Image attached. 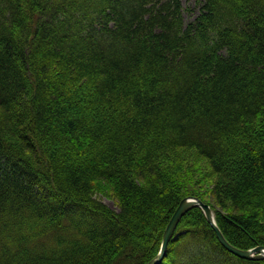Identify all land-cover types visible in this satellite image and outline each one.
<instances>
[{"label": "trees", "instance_id": "16d2710c", "mask_svg": "<svg viewBox=\"0 0 264 264\" xmlns=\"http://www.w3.org/2000/svg\"><path fill=\"white\" fill-rule=\"evenodd\" d=\"M194 1L0 0V264L147 263L182 198L215 210L181 149L225 238L264 245V0ZM159 264L264 259L192 207Z\"/></svg>", "mask_w": 264, "mask_h": 264}, {"label": "rangeland", "instance_id": "374dc122", "mask_svg": "<svg viewBox=\"0 0 264 264\" xmlns=\"http://www.w3.org/2000/svg\"><path fill=\"white\" fill-rule=\"evenodd\" d=\"M182 8L183 18L185 21L192 20L199 12V8L194 0H182ZM174 156H177V158L175 159ZM168 159H170V156L168 157ZM168 161L171 164L173 162L172 167L174 168L171 167L173 170L178 168L177 171L179 170V180L181 182L185 181L187 183H190V189H188L187 191H183V194L191 192L200 193L203 195V197L206 196L204 198L208 200L212 204V206H215V210H221L219 205L214 203L215 201L213 197L209 195L211 193L208 192L211 188V185L208 184L209 181L207 180L208 176L206 174V171L208 172V170L206 169V167H208V161L206 159L197 157L194 151H185L181 149V151L178 150L176 153L172 154L171 160ZM109 187V185H104L102 189L103 192H98L99 194H97V196L107 206L114 210H118L117 199L112 196L113 194L111 191H109ZM215 210H213V213L215 212Z\"/></svg>", "mask_w": 264, "mask_h": 264}, {"label": "water", "instance_id": "95a60500", "mask_svg": "<svg viewBox=\"0 0 264 264\" xmlns=\"http://www.w3.org/2000/svg\"><path fill=\"white\" fill-rule=\"evenodd\" d=\"M192 207H199L202 209L207 221L211 225L219 242L234 255L244 259H264V245H257L252 248H239L231 244L221 232L219 226L216 223L213 210L209 203L204 202L197 196H186L182 198L174 210L171 218L169 219L167 226L165 227L162 235L159 251L157 254L145 264H159L162 260L168 243L174 233V230L181 219V217Z\"/></svg>", "mask_w": 264, "mask_h": 264}]
</instances>
